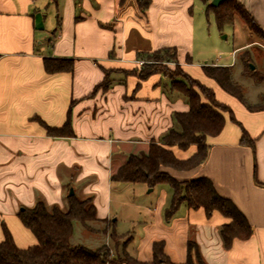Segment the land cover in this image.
<instances>
[{
  "label": "crops",
  "instance_id": "0c3cea01",
  "mask_svg": "<svg viewBox=\"0 0 264 264\" xmlns=\"http://www.w3.org/2000/svg\"><path fill=\"white\" fill-rule=\"evenodd\" d=\"M239 1L264 29V0ZM194 7L195 0H152L145 12L136 0H0V242L6 225L17 246L37 244L19 212L39 199L66 209L73 188L79 197H92L98 219L128 236L126 250L139 261L152 262L154 244L162 242L169 261L162 264H188L189 257L195 264L199 258L206 264H264V110H249L202 68L235 71L239 64L245 76L240 54L254 55L255 48L261 55L252 60L264 72V41L236 16L241 32L234 33L235 46L216 48L210 56L203 47L194 60ZM163 48H176L181 67L213 89L236 120L226 113L223 130L207 138L203 164L191 171L170 170L179 180L211 178L246 215L253 233L230 247L220 233L228 220L221 213L208 217L203 208L181 204L167 218L172 189L162 188L151 206L149 193L157 185L147 191L145 183L112 179L131 154L147 152L171 128L180 130L174 114L190 109L186 96L162 74L146 80L135 74L143 61L139 52ZM48 57L73 59L74 70L49 73ZM262 94L256 93L258 102L245 99L258 104ZM68 119L72 134L67 136L49 135L43 124L61 127ZM243 130L254 147L241 144ZM195 151V146L174 148L180 159ZM95 223L106 225L91 222L92 229Z\"/></svg>",
  "mask_w": 264,
  "mask_h": 264
},
{
  "label": "trees",
  "instance_id": "16d2710c",
  "mask_svg": "<svg viewBox=\"0 0 264 264\" xmlns=\"http://www.w3.org/2000/svg\"><path fill=\"white\" fill-rule=\"evenodd\" d=\"M57 2L58 0H53ZM126 0H119L123 4ZM139 9L145 12L152 0H136ZM209 3V9L213 11L217 25L220 29L233 25L236 16L240 17L256 34L264 41V29L258 24L253 15L239 0H223L218 6H212L211 0H202ZM77 19H80L77 16ZM176 52L177 49L173 48ZM169 48H163L154 52H139V60H143L135 74L140 80H146L151 75L160 73L168 76L170 87L180 91L188 100L190 109L186 112H176L175 121L180 130L171 128L160 141H153L147 152L131 154L113 175L112 179L121 182L145 183L153 188L159 184H167L173 191L170 205L166 210V217L171 218L177 212L181 204L189 208H203L206 215L211 217L215 212L221 213L227 222L222 224L220 233L226 247H230L233 241L247 239L253 233V227L246 215L228 197L222 196L216 189L213 180L207 176L179 180L173 176L170 170L191 171L205 162L208 156L209 146L207 138L218 135L226 123L225 114H229L235 120L233 112L225 103L217 100L215 92L210 87L192 77L179 64V73L185 77L188 83L176 79L175 74H169L160 65L159 55L168 52ZM240 60L244 64L243 74L256 82H264V72L255 67L251 69L252 61L249 52H242ZM45 70L49 73L74 70V61L70 58L48 57L44 60ZM204 73L214 79L223 89L241 100L249 110H264V96L258 104H250L244 96L243 87L233 79V67L204 65ZM107 79L100 86L106 84ZM97 87V89H98ZM197 87V88H196ZM236 121V120H235ZM49 135L67 136L72 134L69 119L61 127H53L43 123ZM241 144L254 147V140L246 130H243ZM195 146L196 151L185 159L176 156L174 148L188 150ZM66 209L58 205L48 206L43 199H39L33 207H24L19 212L22 223L30 229L37 238V244L21 248L15 243L11 231L3 225L4 240L0 242V264H162L169 262L163 253V243L154 244V259L152 262H142L132 256L126 250L122 254L112 255L106 247L90 248L84 244H74L72 237L75 232V223H81L87 231H92L91 222H105V232L110 231V237L117 231L111 221L98 219L96 207L92 197H79L75 193L68 196ZM103 231V232H104ZM128 241V238H127ZM194 242L189 243V248L196 249ZM198 264H206L200 258ZM188 264H195L189 257Z\"/></svg>",
  "mask_w": 264,
  "mask_h": 264
},
{
  "label": "rangeland",
  "instance_id": "374dc122",
  "mask_svg": "<svg viewBox=\"0 0 264 264\" xmlns=\"http://www.w3.org/2000/svg\"><path fill=\"white\" fill-rule=\"evenodd\" d=\"M211 3V2H210ZM209 3L203 2L202 0H195V7L193 8V15L195 17V22L197 24V46L195 50V54L193 56L194 60H198V55L201 52V48L206 50L207 55L211 52H214L216 48H219L221 50H231L235 43L238 41L237 34L234 35L235 32H239V26L236 24L225 26L223 29H220L217 25L215 15L212 10L209 9ZM241 32V31H240ZM227 35V37L225 36ZM168 52H162L159 55V60L157 62L162 65L163 68L169 73V74H175L176 79L182 80L189 85H192V83L187 82L184 76H182L179 73L178 69V61L177 57L178 54L173 48H169ZM253 48V54H250L251 59L256 56V53L258 55H261L260 51H256ZM210 56V55H208ZM257 59V58H256ZM256 61V60H255ZM259 62V61H258ZM256 65L258 68L261 69L259 63H255L253 60L250 63L251 65ZM240 66L237 64L236 70L233 73V79L235 82L240 84L244 89V96L245 98L250 102H258L257 99H255L256 93H264V82L260 83L256 82L255 80L242 76L240 73ZM166 77V76H165ZM168 81L170 82L171 79L167 76L166 77ZM197 88V87H196ZM264 96V94L261 95V97ZM145 186L144 184H138ZM171 190V188L168 185H157L155 191L150 192L149 196L152 199L151 206H153L157 202V197L161 194V189ZM152 188H147L148 190H151ZM168 190V191H169ZM94 227L93 231H86L84 230V226L76 222L75 223V232L74 237L71 239L74 244H85L89 247L94 248H108L112 255L116 256L117 254H122L123 249L127 243V235H122L117 233L115 236L110 237V231L105 232L104 229L107 225L103 224H92ZM104 231V232H103ZM105 233V234H104ZM107 235V239H106ZM127 236V237H126Z\"/></svg>",
  "mask_w": 264,
  "mask_h": 264
},
{
  "label": "water",
  "instance_id": "95a60500",
  "mask_svg": "<svg viewBox=\"0 0 264 264\" xmlns=\"http://www.w3.org/2000/svg\"><path fill=\"white\" fill-rule=\"evenodd\" d=\"M223 0H211V5L212 6H218L221 2H222ZM251 69H255V65H251ZM70 195L71 194H74V189L73 188H71L70 189V193H69Z\"/></svg>",
  "mask_w": 264,
  "mask_h": 264
},
{
  "label": "built area",
  "instance_id": "2783aa9c",
  "mask_svg": "<svg viewBox=\"0 0 264 264\" xmlns=\"http://www.w3.org/2000/svg\"><path fill=\"white\" fill-rule=\"evenodd\" d=\"M143 63V61H141V64Z\"/></svg>",
  "mask_w": 264,
  "mask_h": 264
}]
</instances>
